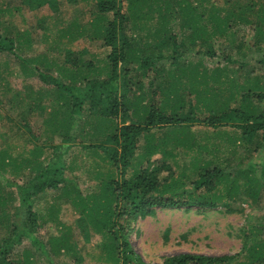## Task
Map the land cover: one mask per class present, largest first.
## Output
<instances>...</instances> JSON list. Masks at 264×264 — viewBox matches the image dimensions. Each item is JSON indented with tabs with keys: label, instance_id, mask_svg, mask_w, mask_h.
Instances as JSON below:
<instances>
[{
	"label": "trees",
	"instance_id": "obj_1",
	"mask_svg": "<svg viewBox=\"0 0 264 264\" xmlns=\"http://www.w3.org/2000/svg\"><path fill=\"white\" fill-rule=\"evenodd\" d=\"M20 3L29 12L50 10L57 19L51 23L36 16L34 28L18 31L9 20L18 16L20 5H0V54L12 53L22 64L19 50L38 43L45 48L38 56L44 65L21 69L36 77L40 86L35 92L27 87L24 97L23 90H12L11 69H2L0 63V105L35 100L44 116L40 128L27 118L34 111L31 104L5 116L13 132L25 130L29 138L20 152L13 144L0 143V232L5 231L0 237V264H20L14 259L17 247L24 240L42 246L37 233L43 224L60 223L56 202L46 213L35 209L40 196L50 192L62 191L59 197L79 208L85 232L102 235L106 264H149L128 239L127 230L139 214L155 208L211 209L245 198L254 202L264 198V159L256 160L264 154V72H247L251 89L243 96L253 104L246 105L245 113L235 109L181 119L177 114L182 113L158 108L161 101L156 97L147 104L151 102L147 92L154 88L180 98V90L190 86L195 76L192 70L207 69L205 60L217 58L223 69L237 64L246 68L247 58L264 50V0ZM63 5L73 12L71 22L62 18ZM67 41L82 43L84 49L75 51ZM93 44L109 51L97 65L84 54ZM162 62L164 66L159 67ZM259 63L264 69V59ZM169 128L173 131L164 136L156 133ZM85 131L92 137L79 141ZM174 146L182 156L187 152L192 156L191 166L184 167L179 177V164L174 170L151 159L157 153L170 157L168 147ZM224 150L231 156L221 162L219 153ZM96 156L103 157L105 173L97 172ZM79 164L100 181L97 193L84 196L79 191L73 177L75 169H82ZM252 231L257 236L264 233V227L254 225ZM66 236L56 239L53 249L60 246V251H69V242L60 245ZM247 251L244 260H240L242 253H179L161 264H264V241Z\"/></svg>",
	"mask_w": 264,
	"mask_h": 264
},
{
	"label": "rangeland",
	"instance_id": "obj_2",
	"mask_svg": "<svg viewBox=\"0 0 264 264\" xmlns=\"http://www.w3.org/2000/svg\"><path fill=\"white\" fill-rule=\"evenodd\" d=\"M9 3L12 7L20 5L22 9L20 13H17L18 16L15 19L9 20L16 27L15 30L23 31L24 29L34 28L37 18H48L51 23H55L57 19H55L56 14H52L50 10L42 9L34 13L29 12L25 5H21L22 2L20 3V0H0V5L3 7ZM83 7L84 5L81 6V8ZM61 9L63 12L62 18L66 22H71L74 18L72 10L67 5H63ZM8 19L10 18L8 17ZM81 21L86 23L87 19L81 15ZM245 31L250 33L248 29H245ZM33 33H36V31H33ZM34 39H36L35 35ZM66 45L75 51L84 49L82 43H80V46L77 43L67 41ZM84 51L86 58L88 60L94 58L96 65L99 64L98 60L101 61L109 52L107 49H100L96 44ZM44 52V46L39 43L31 48L19 50L18 54L22 57V64L13 59L12 53L0 54L2 69H11L9 72L13 74L8 76V83H10L13 91L23 90V97L26 95L24 91H26L27 87H32L34 92L39 91V80L32 75L22 73L21 69H26L27 66L37 67L44 65L45 61L38 57ZM261 59H264V50L248 57L246 60L248 66L244 69L238 64L236 67L231 66L230 69H223V64L219 59L205 60L207 69L192 70V74H195V76L188 82L190 86L180 90L181 99L175 93L165 91L158 93L159 89L155 90L154 88L152 89L154 92L152 90L147 92V97L151 100L147 104L148 106L151 105L152 99L155 100L156 97L158 101H161L158 108L171 114L182 113L177 114L181 119L189 114H191L190 116L205 118L207 115L210 116L211 113L218 114L219 112L235 111V109L239 110V113H245L247 112L246 105L253 104V102L250 103V101L245 100L243 96L249 93L251 89L246 75L249 69L253 70L255 75L264 72V69H261L262 63H259ZM235 60L238 61V58H235ZM163 66V62L159 64V67ZM219 66L221 69H217ZM186 73L190 72L187 71ZM152 77L150 76L149 78ZM43 103L48 105L47 101ZM254 103L256 104V102ZM28 104L32 105L34 111L30 114L28 113L27 118L34 127L40 128L43 125L44 116L40 114V110L36 109L37 101L26 100L15 105H0V143L13 144L16 147V152H20L25 147L26 140L29 137L24 134L25 130L17 133L13 132L10 128L11 124L5 116H7L8 111H11L10 114L12 113V115L20 113ZM169 130L170 132L173 131L169 128L157 130L156 133L158 136H164ZM35 132L37 133V131ZM92 135L90 131H85L78 139L86 142ZM229 136L231 137L232 135L229 134ZM168 152L170 157L163 158L161 153H157L151 159L160 160L174 170L175 165L179 164L180 169L176 170V177H179V173L185 169L184 167L189 168L191 166L189 162L192 156L189 155L190 152L182 156L180 154L181 149L175 146L168 147ZM230 156V152L226 150L222 154L219 153L221 162L230 158ZM260 159H264V154L258 156L256 160ZM94 160L100 162V168L97 169V172L105 173L106 169L101 163L103 157L96 156ZM81 167L82 169L77 168L73 172L79 191L84 196L93 192L97 193V186L100 181L94 180V175L85 170L83 165ZM225 168L230 169L233 167L226 166ZM92 171L96 172L95 170ZM22 181L25 182V178L20 182ZM62 193V191H54L41 195L35 205L36 211L42 213H46L48 207L55 202L60 205L56 208L60 223L49 222L48 224H43L45 227L41 232L37 233V237L44 248L31 241L24 240L17 247L14 259L19 261L20 264H27V260L29 261L28 264H106L107 257L102 248V235L95 234L92 230L91 232L88 231V233L85 232L84 225L79 223L81 215L79 208L69 203L66 199L60 198L59 195ZM254 225L264 227V198H260L255 202L252 199L245 198L237 203H230L229 206H218L211 209L193 207L168 210L155 208L148 214L136 216L127 233L135 252L149 264H161L168 257L179 253H195L209 256H236L242 253L240 260H244L248 253V248L257 242L264 241L263 232L260 235H254L252 231ZM65 235L68 236L60 241V245L69 242V251L67 249H61L60 251V246L53 249L56 239ZM4 236L5 231L3 230L0 232V237Z\"/></svg>",
	"mask_w": 264,
	"mask_h": 264
}]
</instances>
